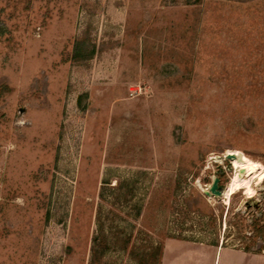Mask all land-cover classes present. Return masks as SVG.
<instances>
[{
	"label": "rangeland",
	"instance_id": "374dc122",
	"mask_svg": "<svg viewBox=\"0 0 264 264\" xmlns=\"http://www.w3.org/2000/svg\"><path fill=\"white\" fill-rule=\"evenodd\" d=\"M90 22L95 58L64 62ZM126 189L158 241L264 223V0H0V264H88Z\"/></svg>",
	"mask_w": 264,
	"mask_h": 264
},
{
	"label": "trees",
	"instance_id": "16d2710c",
	"mask_svg": "<svg viewBox=\"0 0 264 264\" xmlns=\"http://www.w3.org/2000/svg\"><path fill=\"white\" fill-rule=\"evenodd\" d=\"M93 30L94 27L91 22L86 24L82 33L74 38L72 50L64 55V62L89 66L97 53V41L93 35ZM82 97L79 98L80 104L82 103ZM223 172L224 170L220 168L219 178L222 177ZM207 180L211 181L209 178ZM105 183L110 184V182ZM123 188L125 187L123 181H121L113 189L119 191ZM129 192L130 190L126 189L124 198L117 194L113 200H108L104 191H101L100 196L103 203L98 206L96 212L95 230L91 240L88 264H105L107 254L112 250H121L128 253L131 257L137 259V264H162L164 241L155 240L150 233L144 232L142 229L136 230V221L142 213L143 206L133 205L131 208L134 209V214L124 209L129 203ZM105 204L108 205V209H106ZM124 220L131 226L130 231H126L124 225H121ZM241 227V230L245 231L246 226L244 227L243 223ZM248 227L252 234L241 238L240 241L243 243L241 246L248 252L264 251V223L262 219L253 220L250 225H247ZM140 236H142L141 242L138 240L141 238ZM167 237L201 241L182 235L168 234ZM219 240V238H216L206 242L218 244ZM258 240L263 242L260 247L257 246ZM224 243H226L225 240Z\"/></svg>",
	"mask_w": 264,
	"mask_h": 264
},
{
	"label": "crops",
	"instance_id": "0c3cea01",
	"mask_svg": "<svg viewBox=\"0 0 264 264\" xmlns=\"http://www.w3.org/2000/svg\"><path fill=\"white\" fill-rule=\"evenodd\" d=\"M162 264H264V251L248 252L223 239L216 244L167 237Z\"/></svg>",
	"mask_w": 264,
	"mask_h": 264
},
{
	"label": "water",
	"instance_id": "95a60500",
	"mask_svg": "<svg viewBox=\"0 0 264 264\" xmlns=\"http://www.w3.org/2000/svg\"><path fill=\"white\" fill-rule=\"evenodd\" d=\"M227 157L229 159H234L235 157H237V155H235L234 153H229L227 155ZM244 169H240V173L243 174L244 173ZM205 195L207 196H222L223 195V187L220 185V178L219 177H215L212 181V184L210 185V187L208 189H206L205 191ZM262 241L258 242L257 246L260 247L262 245Z\"/></svg>",
	"mask_w": 264,
	"mask_h": 264
}]
</instances>
